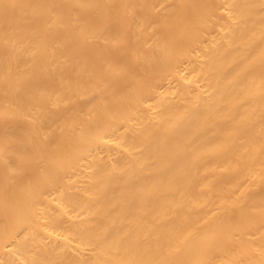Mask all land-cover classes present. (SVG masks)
Wrapping results in <instances>:
<instances>
[{
  "label": "bare ground",
  "instance_id": "bare-ground-1",
  "mask_svg": "<svg viewBox=\"0 0 264 264\" xmlns=\"http://www.w3.org/2000/svg\"><path fill=\"white\" fill-rule=\"evenodd\" d=\"M0 264H264V0H0Z\"/></svg>",
  "mask_w": 264,
  "mask_h": 264
}]
</instances>
